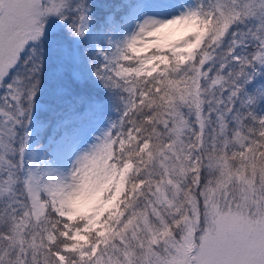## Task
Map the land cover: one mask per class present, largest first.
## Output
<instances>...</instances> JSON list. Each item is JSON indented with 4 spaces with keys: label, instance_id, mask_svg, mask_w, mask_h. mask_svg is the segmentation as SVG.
Masks as SVG:
<instances>
[{
    "label": "snow or ice",
    "instance_id": "obj_1",
    "mask_svg": "<svg viewBox=\"0 0 264 264\" xmlns=\"http://www.w3.org/2000/svg\"><path fill=\"white\" fill-rule=\"evenodd\" d=\"M0 264H264V0H0Z\"/></svg>",
    "mask_w": 264,
    "mask_h": 264
}]
</instances>
